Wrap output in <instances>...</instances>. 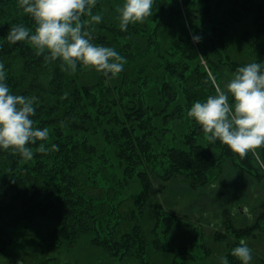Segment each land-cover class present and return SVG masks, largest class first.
<instances>
[{
    "label": "trees",
    "instance_id": "16d2710c",
    "mask_svg": "<svg viewBox=\"0 0 264 264\" xmlns=\"http://www.w3.org/2000/svg\"><path fill=\"white\" fill-rule=\"evenodd\" d=\"M124 3L97 0L93 8V14L103 17L92 28L93 43L113 48L125 61L119 74L105 76L80 62L70 74L59 60L46 62L44 55L38 56L29 41L10 43L7 35L13 26L23 25L32 34L36 25L23 12L20 0H0L5 83L10 94L37 98L34 127L49 130L46 141L26 145L34 152L30 161L11 149H0V207L14 197L26 211L52 217L57 223L52 250L64 243L72 246L80 235L93 233L94 245L110 256L132 254L150 264L145 259L147 247H162L148 244L134 227L137 204L123 214L115 213L123 203L121 191L134 176L144 190L154 189V181L164 189L174 181L191 190L204 189L225 166L264 181V148L257 149L260 161L251 152L241 159L219 141L210 143L187 115L195 102L215 95L213 79L223 87L239 67L260 63L264 70V0H153L152 16L121 31L117 9ZM175 20L190 30L184 27L185 34L181 32L177 41L182 45L168 56L161 40L176 27ZM189 34L200 36V42L194 43ZM173 74L180 77L179 83ZM224 76L229 79L222 83ZM173 128L181 131V139ZM167 133H172L169 139ZM41 143L46 149L59 145V151L35 152ZM141 196H133L134 203ZM257 207L254 217L249 215L250 221L238 226L232 214L223 211L224 230L216 231L214 238L227 243L228 264H242L231 255L241 241L250 247L251 240L264 238V200ZM156 209L154 233L161 223L166 238L188 217L162 206ZM243 213L246 210L241 209ZM192 247L166 251L174 264H186L193 258ZM252 257L250 264H264L262 255L252 251Z\"/></svg>",
    "mask_w": 264,
    "mask_h": 264
},
{
    "label": "clouds",
    "instance_id": "9594fccd",
    "mask_svg": "<svg viewBox=\"0 0 264 264\" xmlns=\"http://www.w3.org/2000/svg\"><path fill=\"white\" fill-rule=\"evenodd\" d=\"M96 2L20 0V7L32 17L36 27L30 34L32 30L23 25L13 26L7 40L12 44L29 41L38 56L44 55L46 62L59 60L70 74L75 73L77 62L105 76L119 74L124 58L113 48L93 43L92 28L103 20L102 15L93 14ZM152 5L153 0H125L117 9L120 30L127 31L128 25L143 23L152 16ZM85 15L90 17L88 21L82 19ZM192 40L198 43L201 37L196 35ZM3 69L0 63V149H11L30 161L34 152L26 145L46 141L49 130L34 127L32 117L37 98L10 94ZM212 83L215 95L208 96L204 102H195L188 117L201 127L210 143L219 141L241 159L251 152L255 160L260 161L257 149L264 148V70L260 63L239 67L223 87L215 79ZM48 151H59V145L46 149L41 143L35 148L38 153ZM261 166L264 167V162ZM231 255L242 264H250L253 258L252 249L244 241L232 249ZM220 264H228L227 258L220 257Z\"/></svg>",
    "mask_w": 264,
    "mask_h": 264
},
{
    "label": "rangeland",
    "instance_id": "374dc122",
    "mask_svg": "<svg viewBox=\"0 0 264 264\" xmlns=\"http://www.w3.org/2000/svg\"><path fill=\"white\" fill-rule=\"evenodd\" d=\"M173 24L176 27L167 32L164 37L166 41L161 40L167 48L168 56L171 51L177 53V49L182 45L177 41L182 38L181 32L185 34L184 27L190 30L187 25H179L178 20ZM190 36L192 37V34ZM13 64L16 67L17 61ZM206 71L209 72L207 68ZM67 74L65 73V76ZM172 79L176 83L181 81L180 77L174 74ZM226 79L229 77L224 76L222 83ZM173 131L176 138L181 139V131L178 128H173ZM171 135L172 133H167L166 139ZM154 183V189L144 190L142 181L134 176L129 180L128 187L121 191L120 201L123 203L120 211L115 212L123 214L130 210L133 204H137L135 212L138 217L137 221H133L137 224L133 226L145 236L148 244L157 243L162 247L161 250L154 249V246L147 247L144 252L145 259L150 264H172L173 255L166 249L189 245H193L190 249L193 258L186 264H220V257H226L228 246L226 242H216L214 234L224 230L223 211L230 212L231 219L238 226L249 222L248 216L254 217L255 209L264 200V181L259 183L227 166L221 175L204 189L191 190L178 181L171 182L165 189L158 187L157 181ZM139 194H142L141 200L134 203L133 196ZM159 206L169 213L188 216L186 220L174 226L167 238L162 234L161 223L157 233H154L156 208ZM0 208V264H142L132 254L123 258L110 256L94 245L93 233L80 235L72 246L64 243L52 250V239L57 236V223L52 217L33 210L26 211L21 200L14 197ZM241 209L246 210V213L241 214ZM128 225L130 227L131 224ZM250 248L257 255L264 257V238L251 240ZM205 250L210 251L208 255L203 253Z\"/></svg>",
    "mask_w": 264,
    "mask_h": 264
}]
</instances>
